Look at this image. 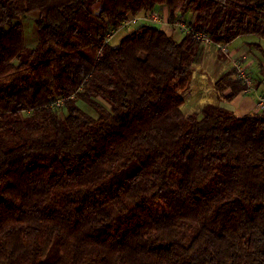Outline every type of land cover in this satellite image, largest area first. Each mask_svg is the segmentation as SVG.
<instances>
[{
    "label": "trees",
    "instance_id": "16d2710c",
    "mask_svg": "<svg viewBox=\"0 0 264 264\" xmlns=\"http://www.w3.org/2000/svg\"><path fill=\"white\" fill-rule=\"evenodd\" d=\"M155 5L216 45L264 37V0H0V264H264V114H184L191 36L107 41Z\"/></svg>",
    "mask_w": 264,
    "mask_h": 264
},
{
    "label": "crops",
    "instance_id": "0c3cea01",
    "mask_svg": "<svg viewBox=\"0 0 264 264\" xmlns=\"http://www.w3.org/2000/svg\"><path fill=\"white\" fill-rule=\"evenodd\" d=\"M153 13L161 16L163 25H156L181 41L185 38L179 30L173 28L169 21L172 18L168 7L155 5ZM178 16V13L174 14ZM186 21H193V15L188 14ZM227 53L217 45L200 46L198 55L192 67V79L187 91L180 92L184 100L182 111L186 116L198 114L207 105L221 106L236 116L243 118L258 113L259 97L264 96V37L258 35L241 36L227 45ZM214 61L213 64L210 63ZM240 63L251 76L254 92L240 93L231 102L220 101L215 85L221 76L229 71L235 72V64Z\"/></svg>",
    "mask_w": 264,
    "mask_h": 264
},
{
    "label": "built area",
    "instance_id": "2783aa9c",
    "mask_svg": "<svg viewBox=\"0 0 264 264\" xmlns=\"http://www.w3.org/2000/svg\"><path fill=\"white\" fill-rule=\"evenodd\" d=\"M152 24V25H163L162 20L159 18L158 14L156 13H149L146 15H143L141 17L134 18L130 21H126L123 23L118 30H116L112 35L108 36L107 41H111L115 35L122 31L127 30L131 27H134L138 24ZM170 25L174 28H177L182 34L185 36H191L194 40L200 43L202 46H212L214 43L210 40V38L198 31H195L190 24L185 22L184 20H181L177 17L174 19H170L169 21ZM216 45V44H215ZM218 48H220L221 51L224 53H227V45L226 46H220L217 45ZM235 78L236 80L240 81L245 87L246 90L244 91L245 94H251L254 92V84L253 80L250 77L247 70L244 68V66L240 63L235 64ZM62 105V101H58L55 103V107H59ZM257 110L259 114H264V96L259 97L258 104H257Z\"/></svg>",
    "mask_w": 264,
    "mask_h": 264
},
{
    "label": "rangeland",
    "instance_id": "374dc122",
    "mask_svg": "<svg viewBox=\"0 0 264 264\" xmlns=\"http://www.w3.org/2000/svg\"><path fill=\"white\" fill-rule=\"evenodd\" d=\"M34 16H37V14L35 13V14L29 15L24 21L26 44H27V46L29 48H32V49L37 46L38 39H39L38 38L37 26H36V23L34 21ZM158 16L161 19V16L160 15H158ZM162 23H164V22L162 21ZM141 25H143V24L140 23V24H138V25H136L134 27H131V28L127 29V30H122V31L118 32L115 35V37L113 38V41H112L113 45L118 44V42H120L122 40V38L124 37L125 34L131 32L133 29H137ZM175 29H177V28H175ZM210 63L213 64L214 61L213 62L210 61ZM78 105L81 107V109L83 111H85L86 113L90 114L91 116L96 117L97 119L100 118L98 113H96L94 108H92L89 104H87L85 102H82V101H79Z\"/></svg>",
    "mask_w": 264,
    "mask_h": 264
}]
</instances>
